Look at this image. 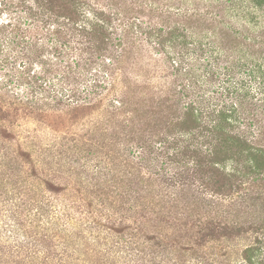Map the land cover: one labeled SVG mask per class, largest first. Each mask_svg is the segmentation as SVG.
Instances as JSON below:
<instances>
[{
    "label": "trees",
    "instance_id": "trees-1",
    "mask_svg": "<svg viewBox=\"0 0 264 264\" xmlns=\"http://www.w3.org/2000/svg\"><path fill=\"white\" fill-rule=\"evenodd\" d=\"M0 73V114L37 118L62 134L60 144L94 147L88 159L99 163L126 134L111 122L123 115L129 133L145 136L131 145L135 179L143 167L149 186L158 177L166 189L192 184L215 208L235 197L264 201V0H0ZM89 114L88 129L71 131ZM2 174L5 239L21 256L10 264H196L179 257L185 247L156 252L167 236L140 226L144 214L132 226L114 209L72 208L56 197L64 188L50 186L55 196L42 200ZM176 199L151 192L136 206L184 209ZM239 220L198 219L194 244L246 233L264 242V220ZM254 243L241 256L264 264Z\"/></svg>",
    "mask_w": 264,
    "mask_h": 264
},
{
    "label": "rangeland",
    "instance_id": "rangeland-1",
    "mask_svg": "<svg viewBox=\"0 0 264 264\" xmlns=\"http://www.w3.org/2000/svg\"><path fill=\"white\" fill-rule=\"evenodd\" d=\"M2 87L0 78V91L3 90ZM135 106V104H131V107ZM9 118L0 114V178H2L3 171L5 174L9 173L8 179L17 182V185L22 183L35 187L36 197L42 200H46V197L52 199L55 196L50 190L51 187L64 188L56 197L60 195V198L70 201L72 208L76 209L77 203H81L85 211L93 213L98 210L103 212L107 209L111 212L114 209L119 215H127L126 223L132 226H135L134 219L138 215L144 214L150 219L141 218L140 226H145L150 234L156 230L154 233L159 232L162 237L167 236L164 240L166 245L155 247L156 252H161L162 248H166L167 251H171V254H178L182 247H185L187 250H182L183 253L181 252L179 256L185 259V263L189 260L188 262L194 261L196 264H246L241 253L249 244L254 243L256 234L246 233L232 240L208 242L199 247L193 242L198 229V219H204L207 216L224 219L226 216L229 218L236 215L240 222L244 221V225L249 223L247 221L264 220L263 199L243 202V199L235 197L232 204L229 202L215 208L212 205L204 206L200 203V198H204L208 194L204 195L202 192V195H199L197 193L199 191L192 184L185 186L182 190L166 189L165 185L161 183L163 179L158 177V180L153 179L154 183L149 186L152 178H148V172L143 167H140L143 177L135 179L132 173H136L138 164L133 159L131 145H135L136 141L139 143L145 136H141V132L140 134L138 132L129 133L131 128L125 122L123 115L115 117L111 122L116 129L122 130L126 134L116 138L117 143L114 146L105 148L99 153L101 154L99 163H97L99 157L88 159L89 154L97 152L94 147L88 149L87 145L82 147V143H75V140L68 139H66L67 144H60L58 135L62 136V134L55 133L39 119ZM95 120V114L82 115L78 122L71 127V131L76 133L85 131ZM9 127L13 130L12 132ZM140 127L143 131L151 130V127L142 123ZM74 136L75 134L70 135V137ZM75 144H78L79 147L77 148ZM20 148L32 149L30 150L31 154L19 155ZM82 156L86 162L82 160ZM69 158H75L77 161L69 162L67 161ZM103 179L110 181L113 179L114 185H110V188L103 187L102 184H99ZM31 191L30 189L29 195ZM151 192L158 194L162 199L173 195L177 198V202L181 201L185 205V208L175 207L169 212L155 214L152 213L155 205L136 206L140 200L149 197ZM1 197L2 194H0ZM135 200L137 201L133 203ZM131 203L135 205L134 212L130 209ZM1 208L3 206L0 207V264L19 262L21 256L18 252L11 250L12 237L5 239L9 233L5 229L7 224L4 221ZM255 244L259 247L257 251L264 253V242H255ZM188 246H193L194 249H188ZM167 256L170 257V253ZM194 257L196 260H193Z\"/></svg>",
    "mask_w": 264,
    "mask_h": 264
}]
</instances>
